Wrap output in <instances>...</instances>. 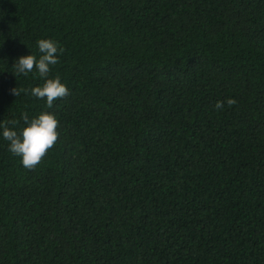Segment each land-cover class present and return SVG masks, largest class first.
Here are the masks:
<instances>
[{"label": "trees", "instance_id": "obj_1", "mask_svg": "<svg viewBox=\"0 0 264 264\" xmlns=\"http://www.w3.org/2000/svg\"><path fill=\"white\" fill-rule=\"evenodd\" d=\"M43 112L33 170L0 127V264H264V0H0V124Z\"/></svg>", "mask_w": 264, "mask_h": 264}, {"label": "clouds", "instance_id": "obj_2", "mask_svg": "<svg viewBox=\"0 0 264 264\" xmlns=\"http://www.w3.org/2000/svg\"><path fill=\"white\" fill-rule=\"evenodd\" d=\"M38 49L41 55L30 54L21 56L13 65L15 76L20 74L28 75L36 71L40 78L45 79L42 86L34 87L31 94L38 99H45L47 107L52 108L56 100L68 96L69 89L61 82V78H48L51 67L59 63V55L64 49L51 39H41L38 42ZM12 94L18 96L20 91L17 88L11 89ZM224 101H218L215 105L217 110L224 107ZM229 108L237 104L235 99L229 98L226 101ZM23 129L18 132L8 127L9 124L15 126L19 124L17 120L5 121L0 124L3 128V138L9 142V151L15 156L21 157L22 165L26 169L33 170L43 162L44 157L54 148L59 139V120L49 112H43L38 117L29 120L28 115H22Z\"/></svg>", "mask_w": 264, "mask_h": 264}]
</instances>
